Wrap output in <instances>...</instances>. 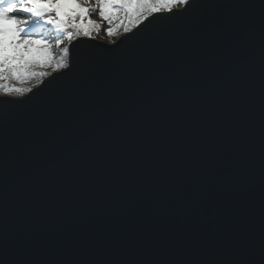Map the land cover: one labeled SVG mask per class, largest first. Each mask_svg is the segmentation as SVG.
I'll list each match as a JSON object with an SVG mask.
<instances>
[{"label":"water","instance_id":"obj_1","mask_svg":"<svg viewBox=\"0 0 264 264\" xmlns=\"http://www.w3.org/2000/svg\"><path fill=\"white\" fill-rule=\"evenodd\" d=\"M196 3L164 51L115 66L135 27L70 39L68 63L74 78L95 53L131 84L193 49L214 51L204 60L118 94L53 145H33L52 114L0 125V264H264V0Z\"/></svg>","mask_w":264,"mask_h":264},{"label":"snow or ice","instance_id":"obj_2","mask_svg":"<svg viewBox=\"0 0 264 264\" xmlns=\"http://www.w3.org/2000/svg\"><path fill=\"white\" fill-rule=\"evenodd\" d=\"M178 5L182 10L174 11ZM100 15L111 19L112 14L124 10L126 15L134 18L137 30L125 38L131 51L110 50L111 61L115 66L126 61L133 53L144 51L159 52L170 48L177 35L184 29L194 9L201 7L196 0H98ZM245 7H255L246 5ZM261 27L264 30V4H261ZM169 15H163L164 11ZM89 9L81 0H0V88L4 89L0 97V125L7 126L11 115L26 117L34 113L54 119L45 121L38 129L33 145H53L66 137L71 131L85 124L90 118L104 109L118 94L155 84L172 76L178 69L185 68L204 60L214 51L201 52L193 49L186 57L169 61L161 65L160 70L150 77L134 80L131 84H121L115 78V72L100 65L95 53L84 54L83 64L78 75L75 63L61 61L56 64L57 70H65L60 76H54L44 87L33 92L32 89L5 86L2 82L11 78H22L36 75L31 71L34 64H47L52 60L49 42L43 36L27 34L30 20L39 18L44 24L53 25L58 31L70 25L85 36L90 35L88 25L94 22L83 19L79 24L74 22L76 16L85 17ZM51 13L54 15H46ZM20 14H26L22 18ZM151 16V19H149ZM39 20L36 25L39 27ZM147 21V23H144ZM140 25H143L140 27ZM111 29L109 33L111 34ZM125 31H131L126 28ZM71 39L72 33H69ZM62 43V41H57ZM67 53L68 49H64ZM40 76L47 73L41 72ZM63 78H70L65 81ZM57 81H62L57 83ZM53 89V95L41 100L35 97L45 89ZM264 90V75H262ZM25 93H32L25 95ZM264 254V248L261 251ZM264 262V258L261 259Z\"/></svg>","mask_w":264,"mask_h":264},{"label":"rangeland","instance_id":"obj_3","mask_svg":"<svg viewBox=\"0 0 264 264\" xmlns=\"http://www.w3.org/2000/svg\"><path fill=\"white\" fill-rule=\"evenodd\" d=\"M81 3L89 9L88 14L81 18L80 16H76L74 18V22L79 24L81 22V19H83V22L85 24L88 23V20L93 21L94 23L91 25H88L90 35L85 36L82 33L78 32L77 29L72 28L70 25L66 26L63 31H58L53 25L44 24L43 20H39V18H33V20H30V23L27 28V34L32 36H43L45 40L49 42L50 51L52 53V60L59 63L60 61H69V45H70V39H69V33H72L71 39L77 36H80L82 38L84 37H91L94 39H98L100 41L108 42V43H114L117 41V39L124 33L129 32L125 31V25L120 24V14L123 13L127 19L129 20V15H126L124 10H120L118 12H115L112 14V18L106 19L105 17H102L100 15V9L97 6L98 0H81ZM183 5H178L176 8H180ZM166 11V10H165ZM22 18H25L26 14H20ZM46 15H54L51 13H46ZM36 20H39V27L36 25ZM122 26V27H121ZM109 29H111V34L109 33ZM57 41H62V43H57ZM68 49V52L65 53L64 49ZM56 63V64H57ZM49 64V63H48ZM47 64H34L31 68V71L36 73V75H31L25 78H22L20 80H17L16 78H12L11 80H5L2 83L5 86H12L16 88H25V89H33L36 86H38L44 79H42V76L39 75L41 72H46L47 67L51 65ZM56 67V65H55ZM54 67L50 75L57 71V69ZM48 75L47 77H49ZM46 77V78H47ZM0 94H4V89L0 88Z\"/></svg>","mask_w":264,"mask_h":264},{"label":"trees","instance_id":"obj_4","mask_svg":"<svg viewBox=\"0 0 264 264\" xmlns=\"http://www.w3.org/2000/svg\"><path fill=\"white\" fill-rule=\"evenodd\" d=\"M120 24L122 23V24H124L125 25V29L126 28H130L131 30L134 28V27H136V24H135V22H134V18H132V17H130V19L128 20L127 19V17L123 14V13H121L120 14ZM122 27V26H121ZM61 62V61H60ZM66 62H67V60H66ZM56 61H51V65H50V63L48 64L47 63V65H50V66H48L46 69H47V71L46 72H44V73H47L48 75H50V73L52 72V70L54 69V67H55V65H56ZM46 65V66H47ZM56 68V67H55ZM48 75H46V76H42V79H44V78H46ZM12 79V78H11ZM11 79H8V80H11Z\"/></svg>","mask_w":264,"mask_h":264}]
</instances>
